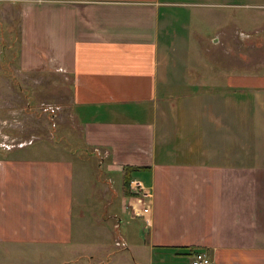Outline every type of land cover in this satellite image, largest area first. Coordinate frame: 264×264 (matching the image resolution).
Listing matches in <instances>:
<instances>
[{
    "label": "crops",
    "instance_id": "crops-1",
    "mask_svg": "<svg viewBox=\"0 0 264 264\" xmlns=\"http://www.w3.org/2000/svg\"><path fill=\"white\" fill-rule=\"evenodd\" d=\"M0 1L17 69L64 75L71 99L59 137L0 152V264H264V11L220 27L264 0ZM240 33L250 56L227 57ZM206 40L217 57L194 55ZM124 165L150 222L129 188L108 196Z\"/></svg>",
    "mask_w": 264,
    "mask_h": 264
},
{
    "label": "rangeland",
    "instance_id": "rangeland-1",
    "mask_svg": "<svg viewBox=\"0 0 264 264\" xmlns=\"http://www.w3.org/2000/svg\"><path fill=\"white\" fill-rule=\"evenodd\" d=\"M257 4H264V2H250L247 7H226L227 14L222 17L220 27L230 25L231 28H237L238 32L239 27L243 30L254 29L252 27L255 22L262 18L257 16L254 19V16L264 11V5ZM230 12L236 17L229 16ZM18 27L17 18L7 25H2L0 22V104H2L0 106V152L17 146L26 138L32 139L42 135L46 137L51 134L59 137L62 127L67 129L63 122L70 124L71 121L69 118L71 112V99L68 96L69 78L51 70L20 71L17 69ZM204 28L206 32L213 30V27L209 25H204ZM7 33L12 34L13 40L10 45L9 40L5 39L10 37ZM195 37L198 36L195 34ZM245 39H247V34H238L234 41L223 43L222 47H225L223 52L227 57L233 56L238 59L249 57L251 54L249 43L251 42L246 43ZM202 44V49L194 51V55L198 58L217 57L215 55L220 53L219 49L213 47L212 41L206 40ZM263 53L255 51L256 56L258 54L261 56ZM114 190L117 193L125 191V187L121 186V180L120 184L110 181L109 198L112 197L111 191ZM94 200L95 198H92L86 202Z\"/></svg>",
    "mask_w": 264,
    "mask_h": 264
},
{
    "label": "built area",
    "instance_id": "built-area-1",
    "mask_svg": "<svg viewBox=\"0 0 264 264\" xmlns=\"http://www.w3.org/2000/svg\"><path fill=\"white\" fill-rule=\"evenodd\" d=\"M52 108V107H50ZM6 136V134L4 135ZM129 204L135 215L144 216L150 222V205L148 198L152 196L151 189L142 179L133 177L129 182ZM124 244V242H122ZM191 264H214L213 259L205 250H196L192 256Z\"/></svg>",
    "mask_w": 264,
    "mask_h": 264
},
{
    "label": "trees",
    "instance_id": "trees-1",
    "mask_svg": "<svg viewBox=\"0 0 264 264\" xmlns=\"http://www.w3.org/2000/svg\"><path fill=\"white\" fill-rule=\"evenodd\" d=\"M136 168L134 165H124L122 172H123V177H122V185L126 188V194H128V188H129V182L130 179L132 178V171Z\"/></svg>",
    "mask_w": 264,
    "mask_h": 264
}]
</instances>
